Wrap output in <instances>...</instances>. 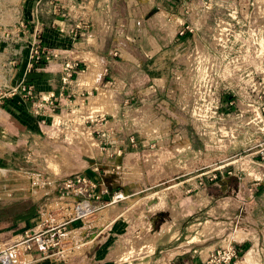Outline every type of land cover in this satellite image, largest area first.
<instances>
[{
  "label": "rangeland",
  "instance_id": "1",
  "mask_svg": "<svg viewBox=\"0 0 264 264\" xmlns=\"http://www.w3.org/2000/svg\"><path fill=\"white\" fill-rule=\"evenodd\" d=\"M73 2L75 1L73 0ZM132 2H138V0H132ZM159 2L161 3V0ZM163 4L160 14H156L159 11L156 9L151 12L157 20L160 18V26L167 29V32L169 26L164 25L165 23L178 25V23L184 22V26H188L196 34L198 47H202L203 50L200 48L194 49V44L190 43V36L185 31V35L180 38L176 37L172 41V44H177L174 48L178 49V55L176 54L171 60L166 72L167 86L173 92L175 110L180 115L179 124L172 130L181 127L183 129L181 135L183 133L185 136L188 135L189 140H186V138L184 140L182 137L175 139L176 135L173 134L165 137L164 143L167 141V145L163 148L166 152L153 158L160 165L164 164L161 171L162 177H160V174L155 176L156 183H154V186L136 187L137 182L143 178L142 172L122 170L121 176L131 172L134 174L133 178L136 177L133 183L128 184L131 188H134L131 194H125L122 191L123 194L128 195V199L114 205L118 209L132 207V215L137 217V223H134L132 233L133 240L131 237L127 238L128 241L124 244L125 251L120 257L126 264H139L141 259L148 255L147 247L142 246L149 244V240L144 239V237L156 227L153 226L150 220L157 216L156 211H163V215L159 217L158 222H163V219L167 222L168 217L171 218L176 213L171 209L174 205L171 196H176V199L177 197L182 200L187 199L185 202L189 204V207L191 206L190 208L194 210L196 205L198 210L195 213L196 215L191 213V218L188 220V216L185 217V215H181L180 218L176 217L175 227L186 228L181 229L172 241L179 239L177 243L182 242L179 249L180 254H178L180 260L178 259L174 264H187V253L183 252L189 246V243H187L190 240V237L187 238L189 234H199L198 240H201L197 242L202 245L205 242L207 233L214 234L213 238H216L215 240L218 242L212 249L214 250L229 242L225 238L228 233L236 230L244 231L245 229L252 231L255 227L253 221L257 223L256 218L263 216V212H254L256 208L253 209L254 204L252 199L249 198L254 196L253 187L251 186L254 179L260 178V174H264V162H259L258 165L257 156L255 155L258 150L264 148V0H171L169 3ZM66 5H70V3L67 0H62L59 6ZM65 8L68 9V7ZM165 10H167L168 16L165 14ZM61 11L64 13L63 10ZM88 11L92 12V9ZM162 14L170 17L171 21L163 19ZM74 15L73 11L71 16ZM98 16L103 22V17L99 12ZM1 20L0 36L6 37L8 34V37L11 38L13 28L4 26L5 19ZM92 32L88 31L86 33L91 34ZM80 33H77V36L72 37V39L80 41V38L82 40L87 37V34L82 36V32ZM179 39L180 42L177 41ZM40 45L45 50L41 43ZM200 51L202 55L195 58L194 53L197 52L196 56H198ZM91 53L89 52V55ZM190 54L189 59L184 57L181 60H185L186 65L189 64V66H176L177 60H180L181 56ZM2 62L0 56V64ZM98 62L96 60V68L99 66L97 69L102 67ZM74 63L76 64V71L81 75L91 69L80 70L78 62L75 61ZM91 67L93 66L91 65ZM171 70L192 71V81L188 89L183 90V92L179 91L177 87L179 80L172 78ZM127 79L132 80L128 82V85L129 83L133 86L136 83L141 84V81L136 79V75L132 79L128 77ZM79 80L73 82L75 87L73 88L74 94L71 95V107H62L58 111L56 110L55 115L59 116H52L45 124L41 125L43 135L39 140L48 146L54 142H60L61 145L67 144L68 146H83L86 154L91 158H97L96 155L98 154V157H102L107 161L101 153H103L102 148H107L109 145L103 144L107 140L106 138L102 139L98 136L101 133L98 131L100 127L96 119L106 112L109 94L103 88L94 85L96 80L87 85L91 89L96 87V90H77L76 85ZM131 90L128 89V86L123 89L119 83L112 88V111L119 109L120 115L123 108H126L125 111H135L137 109L142 110V107H144V116L141 115L142 113L139 114L133 121H128L129 123L126 126L122 124L123 117L113 116L112 120L121 122L122 127L118 130L122 133L115 134L112 131V152L119 143H122L123 147H129L132 150L139 151L143 149L141 146L142 140L138 139L137 134L133 135L139 141L137 148H131L129 145V137L132 136L130 133L134 130L141 131L145 126L144 120L148 118L147 106L139 101L138 92L135 89H133V92ZM131 93L132 96H129ZM128 97L129 99H127ZM125 101L126 103H124ZM62 113L64 115H60ZM173 118L175 117L173 116ZM106 119L108 118L106 117ZM182 141L187 143L182 144ZM85 142L88 148L84 146L86 145ZM42 145L39 144L37 147L40 148ZM44 149L53 150L51 147H44ZM96 149H98V153H94ZM45 150L43 151L45 152ZM53 155L55 153H47L45 158ZM115 156L117 155L114 154L112 158ZM104 164L106 163H96L92 166V169ZM120 167L122 168L121 165ZM80 174L94 176L87 173ZM164 177L166 178L163 179ZM29 178L31 180L22 178V181L19 182L20 191L22 192L20 197L25 196L26 200L18 203L25 208L28 215L30 211H33V213L31 212L33 218L38 216L39 213L44 215L45 205H48L58 194L51 195V191L46 190V196L38 198L41 194V192H38L39 194L36 196L38 199L32 203L30 200L32 196L29 195L27 188L33 187L34 194L39 189L38 183L42 182L35 180V177L29 176ZM156 193H159L163 198L162 207L149 211L146 208L147 206L140 205L139 199L147 198L149 195L156 196ZM47 196L49 198L45 200ZM244 196L248 197V201L242 202ZM0 197H2V192H0ZM210 197L211 199H209ZM206 200H209V202L206 203ZM202 201L203 203H201ZM176 205L178 206L179 203ZM181 206H183V203H181ZM110 210L111 212L100 211L96 215L86 218V226L89 227L86 229L85 235L87 237L83 239L84 242L90 241L91 237L94 236L95 228H91L94 223L100 222L99 224H103L110 221L114 212L118 211L115 208L112 209V206ZM262 211H264V208ZM39 218L40 222L41 216ZM207 220L211 224H209V227L202 225ZM80 225H82L80 220L71 222L67 228L68 234L72 236L73 233L77 234L78 231L76 230L81 227ZM30 226H26L16 235L23 234L26 229H31ZM142 227L143 229L139 231L138 229ZM165 229L169 230V235L172 234L173 229L169 228L167 223L162 225V231H165ZM182 231L183 233L180 234ZM135 233H137V236H135ZM13 236L8 237L10 242H8L9 240L6 241L10 245H15L16 240L19 239V237ZM90 249L86 253L81 252L82 256L75 255L71 258L87 257ZM212 250L201 255L203 261ZM11 254L13 255V253ZM31 255L33 260L38 259L36 252H32ZM125 256H127V259H125ZM20 257L23 259L26 256L24 257L22 251H17L16 260L19 261ZM225 257L226 254L224 255L221 251L219 255H214L211 264L218 263L219 260ZM240 262L241 256H239L237 264ZM31 264L38 263L31 261Z\"/></svg>",
  "mask_w": 264,
  "mask_h": 264
},
{
  "label": "crops",
  "instance_id": "2",
  "mask_svg": "<svg viewBox=\"0 0 264 264\" xmlns=\"http://www.w3.org/2000/svg\"><path fill=\"white\" fill-rule=\"evenodd\" d=\"M61 1L0 0V21L5 19L4 26L13 28L11 38L8 37V34L6 37L0 36V56L3 61L0 64V192H2L0 207L26 200L25 196L20 197L22 192L20 191L19 182L22 181V178L31 180L29 173L40 176L35 178V180L41 182L44 180V186L42 187V183H38L39 189L34 194L33 187L27 188L29 195L32 196L30 199L32 203L38 198L45 197L46 190L51 191V195H57L58 193L51 184H57L66 177L78 173L93 175L91 169L96 163H106L104 165L116 164L121 165L123 170L142 172L143 178L137 182L136 187L154 186V183H156L155 176L160 174V177H162L161 171L164 164L161 162L162 165H160L153 158L166 152L163 147L155 150L143 148L144 150L136 151L129 147L121 146V154L106 161L104 158L98 157V154L96 155L97 158H91L86 154L83 146L61 145L60 142H54L48 146L39 140L41 135H43L42 126L33 115L32 100L27 97V88L32 86V93L36 97L41 95L59 98L63 90L61 81L62 68L66 62L76 61L80 70H89L96 67L95 62H88L85 59V57L91 56L102 65L98 69L100 73L98 81L94 85L96 84L97 87L103 88L109 94L106 112L104 113L108 119H112L115 115L124 119V115L127 112L125 111L126 108L121 110L120 115L119 109L112 111V88L119 83L123 89L127 86L128 89H132L131 92L135 89L140 97L139 101L147 106L148 118L163 125L161 133L159 132L162 142L170 134L176 135L175 139H180L181 137L184 140L185 138L186 140L188 139V135L185 136L184 133L181 135L183 130L181 127L172 130L179 124L180 115L176 113L174 95L166 82V72L169 63L178 53V49L174 48L177 44H172L173 40L168 39L166 36L167 29L162 28L153 21L152 11H149L144 3L139 1L133 3L132 0H74L75 2L67 0L70 5L61 7H68L69 9L71 5H77L79 2L85 4L86 12L83 13L82 20L77 21L73 18H65L66 16H64L65 14L62 11L58 13L54 11L55 6L60 7ZM107 5L110 12L108 24L102 26V19L100 20L98 16L99 11H96ZM91 9L92 12L88 11ZM90 16L95 17L98 22V26H94L93 29L86 26ZM37 24L39 27H37ZM77 24L79 25L77 32L79 34L82 32V36L88 34L86 33L88 31L93 32L85 39L81 40L79 37L80 41H74L68 32L70 28H74ZM36 37L46 50H59V56L55 62L51 64L45 63L42 68H37L40 61L32 57L31 45ZM177 41L180 42L181 40ZM89 52L92 53L89 55ZM114 53L117 54L114 55ZM90 63L93 67H91ZM135 75L136 79L141 81V84L136 83L133 86L129 83L128 85V82L132 80H128L127 77L132 79ZM81 79L82 77L76 85L77 90H96V87L92 89L87 87L88 84L94 82L93 80L83 82V84ZM74 87V85H71L65 88L66 94L64 96L67 97L68 107L72 105L70 100L71 95L73 96L74 94ZM129 96H132V93ZM167 115L175 117L172 124L166 121ZM124 120L122 124L126 126L129 122L126 123ZM119 125L122 127L121 122ZM185 143L187 142L182 141V144ZM39 144L43 145L38 148ZM44 147H51L53 150H45ZM47 153H55V155L47 156L49 157H46L47 160L45 158ZM94 153H98V149L94 150ZM150 155L154 157L149 161V164L144 165V160ZM133 175V173L129 172L122 176H104L103 179L110 187V190H122L125 194H131L134 188H131L128 184L133 183L134 179H136V177L133 178ZM260 175L261 177L254 179V183L251 185L254 196L249 199H252L253 209L256 208L254 212H263V216L256 218L257 223L253 221L255 227L252 231L247 229L244 231L236 230L228 233L225 238L231 242L236 251H241L242 255L248 249L253 250L257 264H264V211H262L264 208V174ZM239 188L241 189V187ZM38 192H41L40 197ZM156 194V196L149 195L147 198L139 199L140 205L147 206L146 208L149 211L162 207L163 198L159 193ZM171 197L174 204L171 209L176 211V213H172V217H168L169 220L167 222L164 219L163 222H158L159 217L163 215L162 210L156 211L157 216L150 219L153 226L156 227L144 237V239L149 240L148 245L142 246L144 248L147 247L148 255L142 258L139 264H174L180 257L178 254H180L179 249L182 246V242L177 243L179 239L172 242L174 236L182 229V227H175L176 219L180 218L181 215H185V217L188 216V220L191 218V213L196 215L195 213L198 210L196 205L194 210L191 209V206L189 207V204L185 202L187 199L182 200L179 197L176 199V196ZM48 198L47 196L45 200H48ZM246 201H248V197L244 196L242 202ZM180 202L183 203V206H181ZM208 202L209 200H206V203ZM177 203H179L178 206L176 205ZM261 207L262 209L260 210ZM114 208L120 213L115 211L112 215V220L106 221L99 226L100 228H98L97 232L100 231V236L92 245L87 257L69 259L67 262L44 259H35L32 262H37L38 264H126L120 257L125 251L124 244L128 241L127 238H132L137 217L132 215V207ZM25 212L17 214L10 221L0 222V246L3 247L4 244H9L10 240L8 237L10 235L17 236L16 234L23 230L24 227L38 224L39 215L32 218L31 214L33 211H30L29 215ZM164 223H167L168 227L173 229L171 235H169V230L165 229V231H162ZM209 224L210 221L207 220L202 225L209 227ZM91 228H93V225ZM142 229L143 227L138 230ZM182 233L183 231L180 234ZM198 235L194 233L187 236V238L190 237L187 242L189 246L183 252L187 253V264H200L201 255L212 250L218 243L215 240L216 238H213L214 234L207 233L205 242L202 245L197 242L201 240H198V237H200ZM135 236H137V233H135ZM235 237H239V240H236ZM7 240L9 241L6 242ZM125 259H127V256H125ZM28 264H31V261Z\"/></svg>",
  "mask_w": 264,
  "mask_h": 264
},
{
  "label": "built area",
  "instance_id": "3",
  "mask_svg": "<svg viewBox=\"0 0 264 264\" xmlns=\"http://www.w3.org/2000/svg\"><path fill=\"white\" fill-rule=\"evenodd\" d=\"M145 4L146 8L149 11L152 10H159L156 14H160L162 8L164 6L163 3H169L171 0H138ZM55 6L54 11L59 12L61 10L64 11L66 16L65 18L72 17L74 20H82L83 13L85 12V4L83 2H79L77 5H71L69 9L65 7H58ZM99 8V7H98ZM67 9V10H66ZM181 10V9H180ZM73 11L75 13L73 15ZM100 15L103 17V22L101 23L102 26L108 24L109 18V6H103L99 10ZM180 13V12H179ZM165 14L168 16L167 10H165ZM162 14L163 19H167V21H171L170 17ZM161 17V16H160ZM153 21L157 24H161L160 18L157 20L156 16L153 15ZM162 21V20H161ZM81 23V22H80ZM182 22L178 25L172 24H164L167 27L169 26L168 31L166 32V36L170 40H174V38H180L181 36L185 35V31L188 33L187 35L190 36V43L194 44V49L202 47H198V42L196 38V34L192 31V29L188 28V26H184ZM82 24V23H81ZM87 27L93 29L94 26H98V22L95 17L90 16L88 18ZM173 26V27H172ZM37 27L39 25L37 24ZM185 27V28H184ZM79 29V25H75L74 28L69 30V36L76 37L77 30ZM90 34H87V36ZM177 35V36H176ZM32 50V57L35 60L40 61L43 59L47 64H51L55 62V60L59 56V50L55 49L53 51L44 50L39 40L34 38L31 45ZM194 53V57H199L202 55V52H199V55L196 56ZM117 53H114L116 55ZM190 55L181 56L180 60H177L176 66H189L186 65L187 62L185 60L181 61L184 57L189 59ZM180 57V56H179ZM191 64V62H190ZM76 64L74 62H66L62 68V92L59 98H55L54 96H41L38 97L34 96L32 91L33 87L29 86L27 88L26 94L32 100V112L35 116L36 120L41 124H45L46 121L52 116L54 117L55 113L62 107H68L67 97L64 96L66 94V87L73 85L74 81H77L82 77L80 73H78L75 68ZM175 66V67H176ZM172 78L174 80H179L177 87L179 88L180 92L183 90L188 89L190 82L192 81L193 73L191 70H171L170 72ZM66 104H64L65 102ZM57 110V111H56ZM145 108L142 107L141 109H137L135 111H127L124 115V122L133 121L136 116L139 114L144 116ZM60 115H64L63 113ZM166 121L169 123H173L174 118L171 116H166ZM96 121L99 124V132L102 139L106 138L107 140L103 143L104 145H109V147L102 148L101 155L103 154L106 159H112V156L120 155L122 152L121 146L122 143L117 145L113 152H112V131L115 134L122 133L118 129H121L119 125V121H115L112 119H106V115L103 114L99 116ZM145 126L141 131L134 130L132 136L129 137V145L131 148H137L138 140L135 139L134 134H137L138 139H141V146L148 150H155L164 147L167 145V142H162L161 136V129L163 125L156 121L149 120L148 118L144 120ZM164 123V121H163ZM97 131V130H95ZM101 139V141H102ZM144 140V141H143ZM255 155L257 156L258 165L261 162H264V148L258 150ZM150 155L147 159L144 160V165L149 164V161L152 160L154 156ZM260 162V163H259ZM123 169L119 165H103L100 167H95L91 169V172L94 176H87L84 174H74L71 177L61 180L57 184H51L53 188L58 193L57 197L52 199L48 205H45L44 208V215L39 213V217L41 216V221L34 226H30L31 229H26L23 234L18 235V240H16L15 245L4 244L3 247L0 246V264H28L29 261H32V252H36L38 259L50 260V261H63L67 262L71 258V256H78L81 255V252H85L90 249L92 246L93 241L97 240L100 236V231L97 232L100 222H96L93 224L95 228L94 236L91 237L90 241L84 242L83 239L87 237L85 235L86 229V218L92 217L99 213L100 211H109L110 207L114 208V205L118 202L124 201L128 199V195L122 193V190L111 191L106 184L105 180L103 179L104 176H120ZM133 171V170H132ZM31 177L39 178V175H32L28 174ZM42 187L44 186V180L42 181ZM45 217V218H44ZM80 220L82 225L76 231L77 234L73 233L69 235L67 232L68 225L75 221ZM88 221V220H87ZM25 229V227L23 228ZM80 235V236H79ZM89 247V248H87ZM17 251H22L24 257H20V260H16L15 255ZM223 252L226 254L224 259L218 261L215 264H237L239 256L242 258V254H239L236 249L233 247L231 242H227L219 246L218 248L212 250V252L206 257L203 261L201 260V264H211L213 262V257L215 254L219 255V252ZM13 253V255L11 254ZM78 253V254H76ZM26 254V255H25ZM31 256V257H30ZM28 257V258H27ZM27 259V260H26ZM18 261V262H17Z\"/></svg>",
  "mask_w": 264,
  "mask_h": 264
},
{
  "label": "bare ground",
  "instance_id": "4",
  "mask_svg": "<svg viewBox=\"0 0 264 264\" xmlns=\"http://www.w3.org/2000/svg\"><path fill=\"white\" fill-rule=\"evenodd\" d=\"M86 60H88V62H95V59L92 58L91 56H87L85 57ZM98 68V67H97ZM96 67H93V69L91 68V70H89L87 73H85L83 76H82V79H81V83L83 82H86L87 80L88 81H98V75L100 73V71H97ZM84 84V83H83ZM55 117H58L59 115H54ZM80 139V138H79ZM78 139V140H79ZM80 141V140H79ZM86 145H84L85 147L88 148V145L87 143L85 142ZM90 147V146H89ZM97 150V149H96ZM236 238V237H235ZM236 240H239V238L237 237ZM255 255H254V252L253 250H249L242 256L241 258V262L239 264H255Z\"/></svg>",
  "mask_w": 264,
  "mask_h": 264
},
{
  "label": "trees",
  "instance_id": "5",
  "mask_svg": "<svg viewBox=\"0 0 264 264\" xmlns=\"http://www.w3.org/2000/svg\"><path fill=\"white\" fill-rule=\"evenodd\" d=\"M45 61L43 59L40 60V63L38 64L37 68H42L45 65ZM25 208L19 204V203H14V204H6L2 205L0 207V222L1 221H10L12 220L17 214L25 212ZM238 252V251H237ZM241 254L242 252H238Z\"/></svg>",
  "mask_w": 264,
  "mask_h": 264
},
{
  "label": "water",
  "instance_id": "6",
  "mask_svg": "<svg viewBox=\"0 0 264 264\" xmlns=\"http://www.w3.org/2000/svg\"><path fill=\"white\" fill-rule=\"evenodd\" d=\"M223 190H224V188H223Z\"/></svg>",
  "mask_w": 264,
  "mask_h": 264
}]
</instances>
